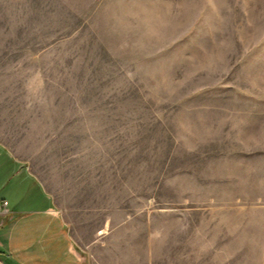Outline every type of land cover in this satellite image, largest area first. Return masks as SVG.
<instances>
[{"label":"rangeland","instance_id":"rangeland-1","mask_svg":"<svg viewBox=\"0 0 264 264\" xmlns=\"http://www.w3.org/2000/svg\"><path fill=\"white\" fill-rule=\"evenodd\" d=\"M4 92L87 264H264V0H0Z\"/></svg>","mask_w":264,"mask_h":264},{"label":"crops","instance_id":"crops-1","mask_svg":"<svg viewBox=\"0 0 264 264\" xmlns=\"http://www.w3.org/2000/svg\"><path fill=\"white\" fill-rule=\"evenodd\" d=\"M8 102L17 98L0 94ZM8 111L0 105V264H87L75 222L31 165L45 162L39 146L25 143L22 119Z\"/></svg>","mask_w":264,"mask_h":264},{"label":"built area","instance_id":"built-area-1","mask_svg":"<svg viewBox=\"0 0 264 264\" xmlns=\"http://www.w3.org/2000/svg\"><path fill=\"white\" fill-rule=\"evenodd\" d=\"M7 204H8V202H7V201H5V202H4V205H7ZM0 245H1V240H0Z\"/></svg>","mask_w":264,"mask_h":264}]
</instances>
